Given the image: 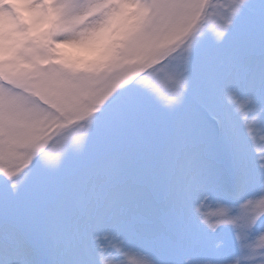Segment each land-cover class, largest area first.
Wrapping results in <instances>:
<instances>
[{
    "label": "snow or ice",
    "instance_id": "6c2138e0",
    "mask_svg": "<svg viewBox=\"0 0 264 264\" xmlns=\"http://www.w3.org/2000/svg\"><path fill=\"white\" fill-rule=\"evenodd\" d=\"M87 67L0 62V264H264V0H55Z\"/></svg>",
    "mask_w": 264,
    "mask_h": 264
},
{
    "label": "clouds",
    "instance_id": "9594fccd",
    "mask_svg": "<svg viewBox=\"0 0 264 264\" xmlns=\"http://www.w3.org/2000/svg\"><path fill=\"white\" fill-rule=\"evenodd\" d=\"M62 9L55 0H0V62L17 61L47 47L51 57L87 67L107 55L105 36L110 28L91 31L67 41L53 39L62 29Z\"/></svg>",
    "mask_w": 264,
    "mask_h": 264
}]
</instances>
